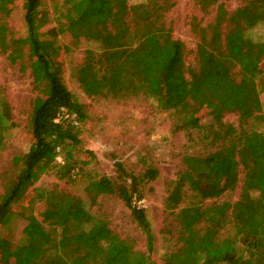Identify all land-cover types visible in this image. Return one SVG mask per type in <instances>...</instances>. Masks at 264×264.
<instances>
[{
	"label": "trees",
	"instance_id": "16d2710c",
	"mask_svg": "<svg viewBox=\"0 0 264 264\" xmlns=\"http://www.w3.org/2000/svg\"><path fill=\"white\" fill-rule=\"evenodd\" d=\"M20 1L23 36L8 25L14 0H0V54L29 71L36 96L29 146L0 174V228L43 175L54 174L63 187L39 193L44 203L39 216L31 207L22 212L20 242L0 236V264H157L155 235L145 208L137 205L158 178L154 162L141 156L135 174L114 161L112 177L85 169L95 160L80 138L87 111L63 80L64 55L81 40L99 45L85 49L73 69L86 95L151 98L192 148L165 197L172 218L164 227L170 245L162 264H264V133L242 128L251 118L264 122V41L245 34L264 24V0H242L232 10L223 0H193L203 12L214 7L195 45V67L186 63L183 42L165 26L174 0H64L58 22L49 28L42 0ZM214 101L221 112L237 115L238 127L225 122L224 113L204 122ZM10 127L8 105L0 98V149ZM77 181L85 182L87 202L68 190ZM236 188L235 200L224 198ZM104 197L128 209L143 249L116 232L104 213L92 211Z\"/></svg>",
	"mask_w": 264,
	"mask_h": 264
},
{
	"label": "rangeland",
	"instance_id": "374dc122",
	"mask_svg": "<svg viewBox=\"0 0 264 264\" xmlns=\"http://www.w3.org/2000/svg\"><path fill=\"white\" fill-rule=\"evenodd\" d=\"M64 0H42V8L48 13L50 23L46 28L55 26L63 11ZM141 0H129L136 3ZM225 8L232 10L242 4V0H223ZM14 8L8 18V25L18 36L25 34L21 1L14 0ZM214 16V7L203 12L195 6L193 0H174V6L166 13L165 26L171 27V37L183 42L188 51L186 63L195 67V45L202 27L210 23ZM197 23L193 27L191 23ZM245 34L253 41H264V24H259L246 30ZM68 43V38H62ZM85 49H99L96 42L81 40L73 51L64 55L63 80L67 88L83 103L87 111V119L81 126L80 138L83 148L91 151L95 160L85 165L88 171H95L107 176H114V161H120L124 168L133 173L141 171V156L154 162L159 170L158 178L151 183L152 190L137 202L145 208L155 235V252L153 257L157 264H162L164 255L168 252L169 241L164 227L171 221V215L164 209L165 197L170 183L175 179L184 155L191 153L184 132H173L171 117L166 111L156 108V103L148 97H90L84 93L74 75V68L82 61ZM264 71V60L260 62ZM36 96L33 91L29 71L21 72L17 64L8 62L5 55L0 54V98L7 103L10 113L11 127L8 130L4 145L0 149V174L6 169L9 159L17 153L27 150L30 143L29 115L32 100ZM262 112L264 113V93L260 94ZM211 113L206 115L204 122L211 121L224 110L218 101L213 102ZM206 105L201 110L206 114ZM224 121L238 127L237 115L231 111L224 113ZM245 131L264 133V122L251 118L242 127ZM87 155L81 156L85 159ZM61 162V157H57ZM242 174H240V180ZM241 183V182H240ZM239 183V184H240ZM59 185L63 187L52 173L43 175L35 183L20 204L16 205L14 215L6 227L0 228V236L16 244L23 238L22 229L26 224L23 211L29 207L36 216L44 208L43 198L39 195L47 189ZM85 182L77 181L68 185V190L75 196L87 202L84 192ZM239 188L224 198L235 200ZM92 211L104 213L110 226L122 237H133L139 249H143L144 240L140 231L131 221L128 209L117 198L104 197ZM49 222V221H48Z\"/></svg>",
	"mask_w": 264,
	"mask_h": 264
}]
</instances>
